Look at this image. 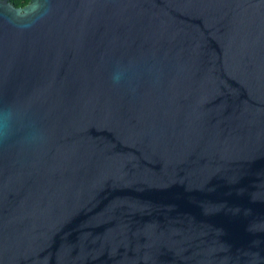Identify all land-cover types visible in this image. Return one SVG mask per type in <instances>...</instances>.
<instances>
[{
    "label": "water",
    "instance_id": "water-1",
    "mask_svg": "<svg viewBox=\"0 0 264 264\" xmlns=\"http://www.w3.org/2000/svg\"><path fill=\"white\" fill-rule=\"evenodd\" d=\"M4 109L0 264H264V0H0Z\"/></svg>",
    "mask_w": 264,
    "mask_h": 264
},
{
    "label": "clouds",
    "instance_id": "clouds-1",
    "mask_svg": "<svg viewBox=\"0 0 264 264\" xmlns=\"http://www.w3.org/2000/svg\"><path fill=\"white\" fill-rule=\"evenodd\" d=\"M117 81L119 77L115 78ZM13 112L11 109H4L0 113V141L7 140L12 134Z\"/></svg>",
    "mask_w": 264,
    "mask_h": 264
},
{
    "label": "trees",
    "instance_id": "trees-1",
    "mask_svg": "<svg viewBox=\"0 0 264 264\" xmlns=\"http://www.w3.org/2000/svg\"><path fill=\"white\" fill-rule=\"evenodd\" d=\"M29 0H7L15 8H22L28 3Z\"/></svg>",
    "mask_w": 264,
    "mask_h": 264
}]
</instances>
